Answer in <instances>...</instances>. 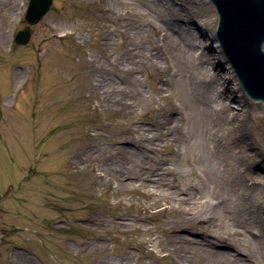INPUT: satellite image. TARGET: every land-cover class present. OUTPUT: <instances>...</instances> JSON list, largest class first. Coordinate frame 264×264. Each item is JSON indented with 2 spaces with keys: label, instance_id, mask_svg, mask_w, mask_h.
<instances>
[{
  "label": "rangeland",
  "instance_id": "obj_1",
  "mask_svg": "<svg viewBox=\"0 0 264 264\" xmlns=\"http://www.w3.org/2000/svg\"><path fill=\"white\" fill-rule=\"evenodd\" d=\"M29 1L0 0V264H99L105 257L148 264L155 258L149 250L161 258L157 264H182L176 252L206 231L194 227L198 222L191 224L196 233L174 226L177 214L163 211L165 201L151 200L140 183L127 187L109 176L116 164L127 171L126 149L138 140L129 126L147 120L152 127L174 104L184 112L176 135L149 152L168 160L180 186L203 194L218 189L261 195L264 207V166L250 164L254 155L264 158V103L241 84L238 89L218 49L216 68L232 78L228 88L236 96L229 100L231 109L238 113L239 96L254 105L235 141L221 116H200L186 79H175L169 90L156 89L182 63L172 41H163L164 28L152 31L151 23L161 24L157 10L166 17L181 15V22L191 17L196 30L216 36L219 17L212 2L52 0L47 14L32 25L30 41L19 45L14 38L27 25ZM138 29L147 33L146 46H163L173 57L153 64L144 60L140 78L151 99L134 102L132 117L114 100L131 97L137 84L128 82L115 57L125 61L133 44L127 37ZM109 81L119 86L117 97L107 90ZM215 138L221 145L213 144ZM143 181L148 184L149 178ZM228 226L240 232V224ZM255 231L251 238L259 234ZM217 249L240 257L231 246ZM168 253L170 261L162 259Z\"/></svg>",
  "mask_w": 264,
  "mask_h": 264
},
{
  "label": "bare ground",
  "instance_id": "obj_2",
  "mask_svg": "<svg viewBox=\"0 0 264 264\" xmlns=\"http://www.w3.org/2000/svg\"><path fill=\"white\" fill-rule=\"evenodd\" d=\"M146 8L147 10H154V7L146 6ZM156 15L158 23L161 24L151 23L152 31L159 32L164 28L166 32L162 38L163 41L167 42V44L172 41L174 50L177 53L175 55L180 63L182 60L180 65L175 64L178 69L174 73H168V78L164 85H156V89L159 92L164 87L169 90V86L175 79L183 80V82L186 79V82L190 83L193 95H196L198 99V102H194L196 107H198L200 116H209L211 118L213 116H221L226 132L232 134L229 139L235 141L243 134L245 116H249L252 113L254 105L245 97L239 96L236 99V108L239 109L238 113L231 109L232 104L229 100L236 97H234L232 89L228 88V82L232 78L218 72L216 68L218 56L214 53V47L221 53L220 57H223L222 59L228 64V69L232 70L238 89L241 88V85L234 74L232 66L223 54L215 35L213 33L206 34L204 30L198 28L196 30L192 25L191 17H185L184 22H181V15L166 17L161 9L157 10ZM146 35L147 33L145 34L142 29L131 30L127 41L133 42V44H129L133 48L127 49V58H125L124 62L119 57H115L116 62L120 63L121 71L124 75L126 74V76L130 77L128 82L137 84L136 92H133L130 95L131 97L128 96L124 101L122 98H115L114 100L127 116L134 117L131 114L134 102L151 99V95H146V89L140 78V73L145 66L144 60L148 59L151 64L158 63L160 59L165 60L168 58V54H171L170 50H164L163 46L160 45L146 46L144 44ZM206 43H209L211 47L206 48L208 45ZM170 56L173 57L172 55ZM96 71L98 72L97 68ZM107 87L110 92L119 86H115V82L111 85V81H109L107 82ZM113 94L114 97H117L115 91ZM167 95L168 98H171L169 94ZM171 101H173L172 98ZM176 111L179 115L177 118H173L172 115ZM166 114L169 115H159L156 119L154 117L155 120L154 122L152 121L154 123L152 127L144 123L147 120L136 121L129 126L130 134H136L135 137L138 139L135 146L126 149L129 166L126 168L127 171L124 172L122 170L123 167L120 164H116L115 167L118 169L115 168L110 171L109 176L119 181L120 185L127 187L130 185L135 187L136 183H140L147 188L146 192L151 200L155 202L165 201L166 206L163 211H173L177 214L173 216L174 226L180 225L185 230L196 233V229L191 224L198 222L194 227H200L203 229L202 231L209 232V235L204 233L205 236L194 239V245L187 246L188 244L186 243L187 245L176 252L178 258L183 261L182 264H264V207L261 200L262 196L254 195L252 198H248L246 195H234L228 193V191L221 193L218 189H212L208 194H203L202 191H195L193 188L180 186V180L177 176L178 171L167 165L168 160L160 158L154 152H149L150 149H156L171 135L177 133L175 132L177 120L184 117V112L175 104ZM233 115H235V118L232 120ZM204 140L206 141V139ZM212 142L215 146L221 145L216 138ZM207 155L211 158L209 154ZM207 155H205V152L203 153L204 157H207ZM254 156L250 164L258 162L264 166V158L261 155L256 156V158ZM259 159L260 161H258ZM144 177L149 178L148 184L143 181ZM241 183L243 186L244 181H241ZM172 185L177 186V189L172 190ZM187 200L188 203H186ZM187 207H189L188 210L186 209ZM204 220H207L208 224L202 222ZM221 221H225L224 225L227 226L223 227ZM238 224H240V232L234 231V228H229L228 226H238ZM252 229H256L259 232V234L255 233L256 236L253 238L249 236ZM181 236L187 238V235ZM219 245L235 248L236 251L234 252H239L240 257L234 258L233 254L226 249H217ZM93 250L96 251L97 249ZM149 253H152L155 257L153 258L155 263L153 261V263L149 262L148 264L161 262L158 260L161 258L157 256L154 250H149ZM171 255L168 253L162 259L166 260L167 257L168 261H170ZM98 263L133 264L126 257H105ZM142 264H144L143 261Z\"/></svg>",
  "mask_w": 264,
  "mask_h": 264
},
{
  "label": "water",
  "instance_id": "obj_3",
  "mask_svg": "<svg viewBox=\"0 0 264 264\" xmlns=\"http://www.w3.org/2000/svg\"><path fill=\"white\" fill-rule=\"evenodd\" d=\"M216 7L219 23L216 37L235 69L245 91L264 102V0H210ZM52 0H30L25 15L27 25L15 42L30 41L32 25L49 11Z\"/></svg>",
  "mask_w": 264,
  "mask_h": 264
}]
</instances>
